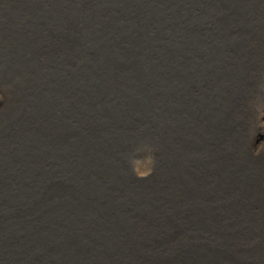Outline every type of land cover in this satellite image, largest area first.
I'll return each mask as SVG.
<instances>
[{
    "label": "bare ground",
    "instance_id": "bare-ground-1",
    "mask_svg": "<svg viewBox=\"0 0 264 264\" xmlns=\"http://www.w3.org/2000/svg\"><path fill=\"white\" fill-rule=\"evenodd\" d=\"M89 1L95 0H0V133L4 120L21 112L9 93L18 92V84L38 86L36 79L46 86L43 107L25 109L20 130L11 126L10 145L15 150L31 152L45 135L56 147L75 152L74 127L91 124L104 132L88 184L99 217L95 219L102 222L101 236L95 251L81 247L78 264H264V66H189V78L188 66L182 67L177 79L185 88L166 85L175 81V66L158 69L157 80L165 85L144 88L157 66H143L145 76L135 89L149 102L158 97L148 95V89L163 91L165 101L159 110L162 122H150L155 126L148 128L145 138L151 146L142 155L143 161L159 165L149 181L138 186L126 165L138 145L121 131L124 125L109 118L107 106L86 104L81 83L59 82L61 71L71 75L72 66L53 64V50L81 46L82 21L91 17ZM71 2L82 12L73 25L66 15ZM112 24L109 21L103 30ZM260 32L264 39V21ZM14 72L18 77L9 78ZM7 152L8 147L0 145V160L2 153L6 160ZM11 174L4 170V176ZM49 197L52 194H43L36 201ZM130 220L137 224L129 226ZM167 232L176 237L165 238L169 243L161 250L143 243ZM116 235L122 236L125 252L114 251L108 263H95L98 248ZM182 239L192 243V253L174 254L175 263L164 261Z\"/></svg>",
    "mask_w": 264,
    "mask_h": 264
},
{
    "label": "water",
    "instance_id": "water-1",
    "mask_svg": "<svg viewBox=\"0 0 264 264\" xmlns=\"http://www.w3.org/2000/svg\"><path fill=\"white\" fill-rule=\"evenodd\" d=\"M234 1V6L233 0H150L146 6L127 1L116 7L117 0L89 1L91 17L82 21L81 46L55 50L54 66H63L60 55L72 66L71 75L61 71L59 82L81 83L87 105L98 100L107 106L109 118L124 125L121 131L134 142L150 143L145 136L148 128L155 126L150 122H162L159 110L165 92L148 89L147 94H154L157 101L142 100V91L135 88L145 76L143 66H157L144 88L165 85L164 80H157L160 66H175V81L166 85L185 88L177 79L182 67L188 66L189 78V66L264 62L260 45L263 0ZM70 9L67 14L73 25L82 12L77 7ZM226 9L228 12H223ZM93 16L101 17L91 20ZM109 21L112 28L103 30ZM34 81L38 86L17 85L21 112L10 116L18 124L15 129H19L25 109L43 107L46 86L40 79ZM113 103L121 107L113 109ZM3 127L8 128V123ZM95 130L84 123L73 128L75 152L60 150L52 141L46 142L45 135L31 152L15 150L9 143V131L3 130L0 145L8 147V157L3 160L2 153L0 160V264H78L76 254L81 247L84 252L95 251L102 222L95 219L99 217L94 214L87 188L89 171L96 164L94 156L104 143ZM6 168L13 174L4 176ZM110 176L114 178L112 172ZM43 194L52 197L37 202ZM175 209L181 211L177 206ZM136 224L137 220L129 221V226ZM122 241V236L116 235L103 242L99 258L94 256L95 263H108L114 251L125 252ZM143 243L152 245L146 239Z\"/></svg>",
    "mask_w": 264,
    "mask_h": 264
}]
</instances>
